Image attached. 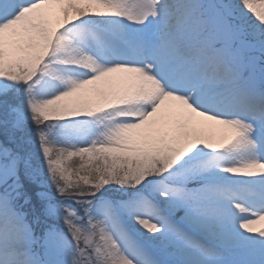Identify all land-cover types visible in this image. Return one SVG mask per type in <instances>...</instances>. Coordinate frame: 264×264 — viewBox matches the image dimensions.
<instances>
[{
    "label": "snow or ice",
    "instance_id": "obj_1",
    "mask_svg": "<svg viewBox=\"0 0 264 264\" xmlns=\"http://www.w3.org/2000/svg\"><path fill=\"white\" fill-rule=\"evenodd\" d=\"M262 222L264 0H0V264H264Z\"/></svg>",
    "mask_w": 264,
    "mask_h": 264
},
{
    "label": "bare ground",
    "instance_id": "obj_2",
    "mask_svg": "<svg viewBox=\"0 0 264 264\" xmlns=\"http://www.w3.org/2000/svg\"><path fill=\"white\" fill-rule=\"evenodd\" d=\"M255 227H257V228L264 227V222L255 225Z\"/></svg>",
    "mask_w": 264,
    "mask_h": 264
},
{
    "label": "rangeland",
    "instance_id": "obj_3",
    "mask_svg": "<svg viewBox=\"0 0 264 264\" xmlns=\"http://www.w3.org/2000/svg\"><path fill=\"white\" fill-rule=\"evenodd\" d=\"M74 159H76V158H74Z\"/></svg>",
    "mask_w": 264,
    "mask_h": 264
}]
</instances>
